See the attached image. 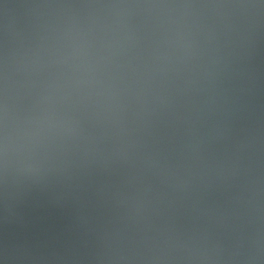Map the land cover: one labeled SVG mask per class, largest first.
<instances>
[{
	"label": "clouds",
	"instance_id": "obj_1",
	"mask_svg": "<svg viewBox=\"0 0 264 264\" xmlns=\"http://www.w3.org/2000/svg\"><path fill=\"white\" fill-rule=\"evenodd\" d=\"M0 264H264V0H0Z\"/></svg>",
	"mask_w": 264,
	"mask_h": 264
}]
</instances>
